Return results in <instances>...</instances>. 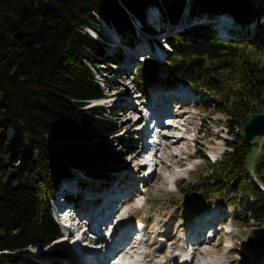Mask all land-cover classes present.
<instances>
[{
  "label": "trees",
  "instance_id": "1",
  "mask_svg": "<svg viewBox=\"0 0 264 264\" xmlns=\"http://www.w3.org/2000/svg\"><path fill=\"white\" fill-rule=\"evenodd\" d=\"M185 1L0 0V264H38L20 253L48 247L59 235L53 191L68 169L98 168L111 153L106 140L116 134L114 123L101 106L87 107L104 97L90 66L111 58L85 29L96 31L101 19L123 38L133 35L134 22L149 32L148 10L174 24ZM221 17L247 35L219 37L214 21ZM185 18L192 23L164 38L165 61L143 56L135 68L148 83L192 86L228 116L232 139L221 160L202 154L198 191L227 193L241 201L236 219L264 223V161L250 166L253 144L242 137L246 118L264 112V0H192ZM132 149L131 142L119 145L120 157Z\"/></svg>",
  "mask_w": 264,
  "mask_h": 264
},
{
  "label": "rangeland",
  "instance_id": "2",
  "mask_svg": "<svg viewBox=\"0 0 264 264\" xmlns=\"http://www.w3.org/2000/svg\"><path fill=\"white\" fill-rule=\"evenodd\" d=\"M191 2L192 0L185 1L183 16L174 24H163L157 18L158 14L155 9L148 10L147 25L157 33L150 34L151 31H144L140 23L134 22L133 35L123 38L101 19L96 31L85 29L92 37L97 38L106 46V55L111 58V63L102 61L98 67L90 66L95 75V80L106 98L93 100L88 103L87 107H103V116L114 123L116 134L106 140L111 153L106 159L100 161L98 168L68 169V178H63L53 191V197L49 200L50 209L52 207V211H54L56 204L61 202H66L69 207L85 208L87 203L89 205L90 201H93L94 196L92 195L96 191L109 188L115 184L116 180H130L134 184L136 196L133 194L132 203L116 210L117 215L113 220L116 224L118 220H132L134 227H136L132 235L135 232L138 234L133 238L131 235L127 241L132 242L130 245H138L139 242H142L139 245L142 255L154 253L152 249H159L167 257L179 253L178 247L187 233L188 225L198 219H212L216 222V228L206 229L214 232L211 240L217 248L213 252H205L206 258H220L224 264H264V247L251 249L247 244L251 230L264 228V223H256L251 218L247 220L236 219L241 214V201L234 202L233 197L228 196L227 193L219 195L198 191V184L201 181L200 174L206 171L202 154L212 162H214L211 159L212 155H216L217 160H221L224 151L227 150L225 140L232 139L225 128L228 116L224 113H217L211 97L197 92L192 86L179 84L168 89L160 85L159 82L148 83L135 68L136 62H142L143 56H151L159 62L165 61L168 48L164 43V38L177 33L192 23L185 18L189 14ZM206 21L210 20L207 19ZM223 24H226V29L243 31L241 34L247 35L246 29L237 25L231 27L232 22L229 20ZM254 27L255 25L248 28L250 38L253 37ZM220 35L227 38V33L222 32ZM131 37L132 39H130ZM241 37L243 38V35ZM128 41L132 42L133 45H130ZM166 71L167 67L162 65L159 69V75L164 76ZM160 92L185 98L180 103L174 104L169 116L163 118L166 125H175L178 130L168 131L165 129L160 131V136L168 131L165 136L171 134L179 136L182 140L179 145H176V140L172 137H169L168 141H165L166 138L160 137L157 144L159 148L156 146L155 155L161 159V162L156 158L157 163L148 162L145 166H141L142 170L145 168L144 172L142 170L137 172L134 163L128 164L126 157L123 159L120 157L118 148L119 145L126 142H131L135 148L138 147L137 130L144 125V119H140L138 123L136 119L146 115L147 101ZM185 94H188V97H185ZM209 103L211 105L207 107L206 104ZM126 118L130 120V124L123 126ZM166 125L160 127L168 128ZM167 144H173L176 149L184 151V156L174 155L169 148L165 147ZM250 144H253L250 166H254L258 161H264V137L257 138ZM152 153H154V149H152ZM191 155H193L194 161H191ZM178 163L181 164L178 165ZM209 172L211 173V170L207 171V173ZM260 187L264 191V184L260 183ZM66 194L70 195L74 201L68 200ZM216 212L219 214H217V218H209ZM122 216H126V218H121ZM85 221L86 218L84 217L78 222L80 223L78 229H84ZM55 222L58 224L61 235L64 230L61 224L56 220ZM128 228L130 229L132 226L127 222L126 229ZM80 230L78 237L82 241L89 240V235L82 236ZM107 231L106 234L110 232V229ZM65 239L66 236L64 238L61 236L47 248H28L20 254L38 264L76 263L73 249L69 250L71 242L65 243ZM148 244H153L154 247L148 249ZM130 245L128 249L132 247ZM196 256H199V253ZM118 259L116 258L113 262ZM164 259H160V264ZM191 260H193L192 257L188 262ZM140 262L144 264L143 261L140 260Z\"/></svg>",
  "mask_w": 264,
  "mask_h": 264
},
{
  "label": "bare ground",
  "instance_id": "3",
  "mask_svg": "<svg viewBox=\"0 0 264 264\" xmlns=\"http://www.w3.org/2000/svg\"><path fill=\"white\" fill-rule=\"evenodd\" d=\"M155 32L151 31V33H155ZM184 96L188 97V94H185ZM184 99L185 98H181L180 96H177L174 94H167L165 92H160L154 98L151 97V99L147 101L148 105H146L147 109L149 110L147 113L148 115L147 120L152 121L156 126H159V127L162 125H166V123H164L165 121L163 120L164 115H169L170 114L169 112L172 106L176 103H180ZM132 107L133 109H135L134 106ZM140 119L141 120L144 119L143 121H145L146 116L144 115V116L137 118L136 122L138 123ZM147 123L148 122H145L144 125L138 129V133H137L138 141L141 144V148L148 150L149 158L147 162L157 163L156 158H158L159 161L161 162V159L158 156H156L154 153H152V149H154L157 146L158 141H160V137L166 138L167 140L165 141H168L172 137V139L176 140L175 144L179 145L182 140L181 138H179V136H175L171 134L170 135L168 134V136H164L166 133H168V131L178 130V127H175V125L173 126L172 124L171 125L167 124L168 128L166 129L168 131L166 133H163L161 136H160V131L156 132V136H155L156 139L154 140V144L148 145V142H146V140L144 139L145 138L144 134L147 132V129L145 128L147 126L146 125ZM129 124H130V120L127 119L124 122L123 126H128ZM162 129H165V126L162 127L161 130ZM168 148L172 149L171 145H169ZM212 156L215 157L214 155ZM180 164L181 163H178V165ZM136 169H137V172L139 170H142L141 167H137ZM142 171L144 172L145 168ZM133 185L134 184H132L130 180L128 181H125V180L117 181L116 180L115 184H112L109 188H105L102 191H96L95 194L92 195L94 196L95 200L92 198L93 201H90L89 205H87L88 204L87 203L85 205V208H79V207H74V206L69 207L66 202H61V203L56 204L54 214L56 215V217L60 218V224L62 228L65 230V234L67 233L65 235L66 239L64 242L65 243L66 242L68 243L69 241L72 242V244L69 246V250L73 249V256L75 257L76 263L72 262L71 264H141L142 262H140V260L143 261L144 264H160V259L162 258H165L164 261H162L163 264H224L223 260L220 258L219 259L206 258V256L204 255L205 253H199V256H195L193 260H191L190 262H188V259H185L183 255H180L179 253L173 254V256L171 257H167L159 249H152V247H154L153 244L147 245L148 249L154 250V253L152 252L153 254L145 253L142 255V253L140 252V248H139L140 246H138L137 248H134V250H132L131 248L128 249L129 245L132 242L127 241V240L134 232L133 231L134 228L136 230V227H134L135 225L132 223L131 219H127L125 221L118 220L117 224L115 223L113 219L116 218V215H117L116 210L133 202L132 196L133 194L135 195L136 193L135 189L133 188ZM59 194H63V193H59ZM74 209L75 210L77 209L78 213L84 214L87 219L88 228L91 230H95L96 239H98V241L102 243L100 246V248L102 249L101 252H98V251L92 252V250L90 249L88 245L86 244L83 245L84 242L82 243L81 238H77L76 236L73 237L74 236L73 233H75L78 230L79 224H76L74 225V227H72V224H70L71 222L68 223L67 220L62 218V216L64 214H69L70 211ZM60 212L63 215L61 216L58 215V213ZM217 214L218 213L216 212L215 215H211L209 218H217ZM121 218H126V216H122ZM127 222L130 224V226H132V228L126 229ZM215 225H216L215 220L198 219L196 222L190 223L188 225L187 233L184 235L185 236L184 238L186 240L196 239V241L205 240L207 239V232H206L207 229L206 228H216ZM107 229H110L111 231L110 236L109 234H106ZM215 232H216V229H215ZM69 234H70L69 237H72V238H69L67 236ZM134 234L136 235V232ZM107 235L110 238L109 244H107L105 241V239L107 238ZM141 243L142 242H139V245ZM202 243L195 244V245L199 246V248L201 245H204V248H205V247H208V245L211 242L206 241ZM76 248L77 250H75ZM119 251L123 253L121 257L120 255L118 256ZM116 258L117 259L119 258V259L116 262H113V260H115Z\"/></svg>",
  "mask_w": 264,
  "mask_h": 264
},
{
  "label": "water",
  "instance_id": "4",
  "mask_svg": "<svg viewBox=\"0 0 264 264\" xmlns=\"http://www.w3.org/2000/svg\"><path fill=\"white\" fill-rule=\"evenodd\" d=\"M242 137L245 143H252L257 138L264 137V112L256 113L248 118L242 126ZM264 228H253L248 236V246L251 249L264 247Z\"/></svg>",
  "mask_w": 264,
  "mask_h": 264
}]
</instances>
